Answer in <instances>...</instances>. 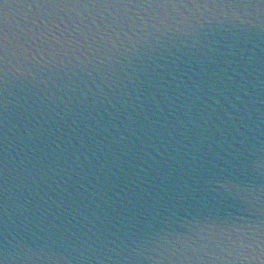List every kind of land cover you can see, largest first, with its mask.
Returning <instances> with one entry per match:
<instances>
[{"label":"water","instance_id":"obj_1","mask_svg":"<svg viewBox=\"0 0 264 264\" xmlns=\"http://www.w3.org/2000/svg\"><path fill=\"white\" fill-rule=\"evenodd\" d=\"M0 264H264V0H0Z\"/></svg>","mask_w":264,"mask_h":264}]
</instances>
